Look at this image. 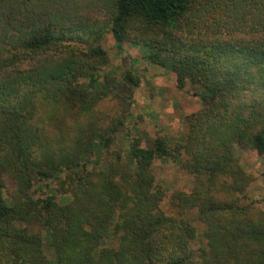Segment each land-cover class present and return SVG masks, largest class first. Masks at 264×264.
Listing matches in <instances>:
<instances>
[{"label":"trees","instance_id":"obj_1","mask_svg":"<svg viewBox=\"0 0 264 264\" xmlns=\"http://www.w3.org/2000/svg\"><path fill=\"white\" fill-rule=\"evenodd\" d=\"M108 33L197 87L183 143L111 150ZM236 145L264 158V0H0V264H264ZM182 153L169 213L152 165Z\"/></svg>","mask_w":264,"mask_h":264},{"label":"rangeland","instance_id":"obj_2","mask_svg":"<svg viewBox=\"0 0 264 264\" xmlns=\"http://www.w3.org/2000/svg\"><path fill=\"white\" fill-rule=\"evenodd\" d=\"M100 45L106 52L107 62L97 73L101 82H110L105 87L113 92L98 102L96 110L101 123H115L119 127L111 150L124 156L130 141L149 147L157 137H162L170 148L183 143L187 131L184 117L199 110L202 105L197 87L187 83L178 88L174 73L168 67L149 62L146 50L140 44L125 42L119 50L108 33ZM127 73H131L138 84L131 82ZM233 152L240 167L251 176L239 203L252 205L264 212V158L255 150L238 145ZM185 157L182 153L156 159L152 165L157 183L165 188L161 206L169 213L172 212L169 206L171 193L188 192L193 183L194 176L181 166ZM57 185L55 181L50 182L42 191ZM42 191H37L35 196H42Z\"/></svg>","mask_w":264,"mask_h":264}]
</instances>
